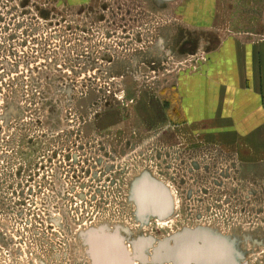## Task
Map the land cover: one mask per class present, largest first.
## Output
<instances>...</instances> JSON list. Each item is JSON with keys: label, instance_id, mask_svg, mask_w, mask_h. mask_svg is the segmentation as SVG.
Returning <instances> with one entry per match:
<instances>
[{"label": "rangeland", "instance_id": "rangeland-1", "mask_svg": "<svg viewBox=\"0 0 264 264\" xmlns=\"http://www.w3.org/2000/svg\"><path fill=\"white\" fill-rule=\"evenodd\" d=\"M63 1L58 11L32 0L23 17L0 0V24L25 38L0 42V264H91L94 232L120 237L134 264H172L152 257L186 230L264 264V158L185 132L176 92L222 38L264 39V0H215L206 27L179 18L188 0H143L144 42L112 45L92 42L102 37L91 21ZM144 173L170 191L166 218L136 215L130 193ZM14 202L22 218L6 213Z\"/></svg>", "mask_w": 264, "mask_h": 264}, {"label": "crops", "instance_id": "crops-1", "mask_svg": "<svg viewBox=\"0 0 264 264\" xmlns=\"http://www.w3.org/2000/svg\"><path fill=\"white\" fill-rule=\"evenodd\" d=\"M214 1L188 0L179 18L209 26ZM176 90L185 132L232 140L248 162L264 158V39L222 38L197 70L178 75Z\"/></svg>", "mask_w": 264, "mask_h": 264}, {"label": "water", "instance_id": "water-1", "mask_svg": "<svg viewBox=\"0 0 264 264\" xmlns=\"http://www.w3.org/2000/svg\"><path fill=\"white\" fill-rule=\"evenodd\" d=\"M166 1L170 0H156V4L161 5ZM130 198L136 206L139 219L147 216L166 218L172 212L173 202L169 189L148 173L133 182ZM115 237L111 233L89 234L88 248L93 256L91 264H131L124 247ZM164 248L166 252L154 254L153 261H171L172 264H239L226 238L203 230L183 231L176 236L173 247L164 244Z\"/></svg>", "mask_w": 264, "mask_h": 264}, {"label": "flooded vegetation", "instance_id": "flooded-vegetation-1", "mask_svg": "<svg viewBox=\"0 0 264 264\" xmlns=\"http://www.w3.org/2000/svg\"><path fill=\"white\" fill-rule=\"evenodd\" d=\"M82 1H86V2L82 3ZM82 1L77 0L76 3H73L75 15L78 18L89 19L91 21L90 28L92 30V34L96 37L99 35L100 37H102L99 40H94L92 42H103L104 45H108V44L112 45L113 42H144L143 30H142V25L145 17L143 0L140 1L138 0L137 2L135 1L138 6H129V3L132 2V0H82ZM151 1L153 2V4L157 6L160 5V3L156 4V0L155 1L151 0ZM30 4L32 5V0H19V6L17 8L12 9L11 11H15L16 14L18 13L23 17L31 16L33 7L32 6L29 7ZM39 4L47 5L48 0H39ZM55 8L58 11L59 10L63 11L65 9L64 1L58 0L57 6ZM41 11L42 8L39 10V15L42 16ZM43 12H46V10H44ZM139 24L141 25V27L139 26ZM184 47L186 46L184 45ZM104 51L105 53H110V48L106 46ZM97 54L98 52L96 50L92 55L91 59L95 61L98 60ZM106 58L112 59V55L110 57L106 56ZM133 58H140V57L134 56ZM54 154L57 157H60L59 152ZM44 163L49 165L52 164L51 161H47V159L44 161ZM50 171L53 172L51 167H50ZM83 173L85 174L87 172L84 171ZM75 177L79 179L78 175H76ZM110 180H112V177H110ZM143 195L145 196V192H143ZM19 207H20L19 209H16L18 207L14 202L5 211L8 214L11 213L13 214L14 212L13 216L15 218L18 217L19 219L23 217L21 214L25 215V210H26V209L24 210L21 209L22 207L21 204L19 205ZM17 214H19V216ZM147 217L149 219L156 218L151 216H147ZM115 238L118 239L119 242L122 244V246L125 248V251L128 257L130 258L132 264L133 258L131 257V254L128 252L127 248L122 243L120 237L119 238L115 237ZM89 251H90L89 253L91 254V250Z\"/></svg>", "mask_w": 264, "mask_h": 264}, {"label": "built area", "instance_id": "built-area-1", "mask_svg": "<svg viewBox=\"0 0 264 264\" xmlns=\"http://www.w3.org/2000/svg\"><path fill=\"white\" fill-rule=\"evenodd\" d=\"M14 2H15V5H13L12 3L9 2V7L7 8V11L5 13H7L8 11H11L12 9L17 8L19 6V0H18V2H16L14 0ZM49 4L51 7L55 8L57 6V1L52 2L51 0H48L47 5L49 6ZM14 14H16V12L12 11L11 15H14ZM22 32H24L22 28L17 29L16 27H14L13 24L9 25L8 23H6V27L3 26L2 24H0V36L2 37V38H0V42H15V40L16 41H22V40L24 41L25 38H24V36H22V34H21ZM77 41H79V40H77Z\"/></svg>", "mask_w": 264, "mask_h": 264}, {"label": "bare ground", "instance_id": "bare-ground-1", "mask_svg": "<svg viewBox=\"0 0 264 264\" xmlns=\"http://www.w3.org/2000/svg\"><path fill=\"white\" fill-rule=\"evenodd\" d=\"M171 1H174V0H170V1H166V2H171ZM144 192V191H143ZM142 192V193H143ZM118 240V239H117ZM119 241V240H118ZM125 249V248H124ZM90 252V251H89ZM129 252V251H128ZM90 257H91V259L93 258L92 256H91V254H90ZM132 264H133V260H132Z\"/></svg>", "mask_w": 264, "mask_h": 264}]
</instances>
